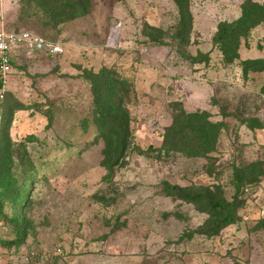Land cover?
<instances>
[{
  "label": "rangeland",
  "instance_id": "1",
  "mask_svg": "<svg viewBox=\"0 0 264 264\" xmlns=\"http://www.w3.org/2000/svg\"><path fill=\"white\" fill-rule=\"evenodd\" d=\"M244 1L190 0L192 26L183 43L174 36L180 15L173 0H91L89 13L56 27L43 24L42 12L26 0H0V28L27 29L61 46L52 55L17 56L0 100L15 164L25 152L33 166L24 163L17 175L31 176L24 241L8 243L16 240L9 220L20 211L19 203H8L7 217H0V264H32L26 253L58 246L49 264H264V69L245 74L240 64L264 59V22L241 40L230 63L212 40L217 24L237 18ZM153 28L159 41L151 40ZM103 67L133 89L131 142L113 169L103 163L86 78ZM172 102L186 112L206 111L217 124L207 156L161 148ZM249 164L261 173L245 185L236 222L214 235L198 231L209 220L206 209L165 188L218 186L231 199L234 169Z\"/></svg>",
  "mask_w": 264,
  "mask_h": 264
},
{
  "label": "trees",
  "instance_id": "2",
  "mask_svg": "<svg viewBox=\"0 0 264 264\" xmlns=\"http://www.w3.org/2000/svg\"><path fill=\"white\" fill-rule=\"evenodd\" d=\"M26 1L42 12L43 24L54 27L84 16L91 9V0ZM173 1L177 5L180 15L174 36L185 43L192 26L190 0ZM240 9V15L234 20L219 22L212 37L214 44L228 63L239 57L238 49L241 40L247 38L252 28L264 22V2L245 0ZM152 30L151 40L159 41L161 31L156 28ZM48 41L54 42L52 40ZM240 64L245 74L249 71L264 69V59L262 58L241 60ZM86 78L90 83L95 107L92 123L105 145L103 163L108 169H113L122 163L126 156V149L131 142L132 136L129 129L131 119L127 103L130 100V94L133 92L132 85L124 76L122 77L112 68L107 67L101 68L96 74L91 72ZM1 86L2 82L0 80V88ZM171 106H173L172 120L164 129L161 148L165 151L182 152L186 155L195 156H207L209 152H212L215 149L217 140V124H213L208 119V113L206 111L186 112L179 102H172ZM12 113L13 110H7L9 119ZM8 125V121L5 126L0 124V217H7L4 212L6 204H20L18 218L9 220L15 223L16 240L8 242L11 244L18 242L20 245L24 241L26 229L22 212L26 200L23 199V195L26 181L31 176L26 174L19 179L17 175L19 174L18 169L21 165L24 166V163H27L29 171L32 170L33 166L25 152H23L22 157L21 155L17 156V159L21 160L23 164H15L16 160L13 159L11 154L10 141L7 140ZM256 166L255 164H249L234 169L235 191L231 199L219 194L218 186H215V188L208 186L202 191H192L186 187L165 183V188L169 195L185 202L194 203L203 209L202 211L207 210L210 213L209 220L198 229L202 234L210 236L218 233L225 226L236 222L238 209L243 203L242 194L246 193L244 190L245 185L252 182L261 173L260 169L256 170ZM250 168L256 171L251 173ZM245 189L247 190V188ZM54 258L53 256L51 262H54Z\"/></svg>",
  "mask_w": 264,
  "mask_h": 264
},
{
  "label": "built area",
  "instance_id": "3",
  "mask_svg": "<svg viewBox=\"0 0 264 264\" xmlns=\"http://www.w3.org/2000/svg\"><path fill=\"white\" fill-rule=\"evenodd\" d=\"M116 30L109 36L108 44L117 41ZM61 51V46L56 42L45 40L40 35L29 30H7L0 28V100L4 97L6 79L12 71L13 64L17 56L22 55L32 57L42 54H56ZM247 191V190H246ZM61 248L44 249L42 251L28 252L25 254L26 260H31L32 264H48L53 256L57 255Z\"/></svg>",
  "mask_w": 264,
  "mask_h": 264
}]
</instances>
